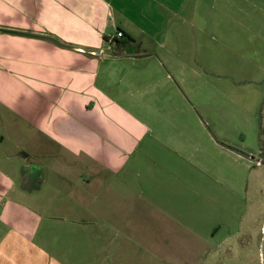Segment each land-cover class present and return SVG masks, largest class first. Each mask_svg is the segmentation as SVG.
I'll return each instance as SVG.
<instances>
[{"label": "crops", "instance_id": "0c3cea01", "mask_svg": "<svg viewBox=\"0 0 264 264\" xmlns=\"http://www.w3.org/2000/svg\"><path fill=\"white\" fill-rule=\"evenodd\" d=\"M263 68L264 0H0V264H260Z\"/></svg>", "mask_w": 264, "mask_h": 264}, {"label": "rangeland", "instance_id": "374dc122", "mask_svg": "<svg viewBox=\"0 0 264 264\" xmlns=\"http://www.w3.org/2000/svg\"><path fill=\"white\" fill-rule=\"evenodd\" d=\"M230 71L232 75L229 76L225 74V77H228L229 79L225 80V82H227V85H225L224 90L228 92V94H230V92L232 93L236 92V96L240 95V96L246 97L245 99L241 100V103L240 102L238 103L240 105V107L238 108L240 114L236 113L235 106L237 105L233 104L234 102L233 99L232 98L229 99V102H228L230 104L229 110L231 112L230 122L233 125V123L243 122L242 119H245V118H247V122L253 121V125L257 126V130H258L257 132L261 134L260 141H258L257 144L262 143V145L264 146V79L261 81V87H260L261 89H260L259 88L260 85L257 82V80L245 83L242 81L241 75L236 74L233 69H230ZM216 82H218L217 79H216ZM235 83H237V85ZM238 85L240 87L235 89L234 86H238ZM258 90L259 92L261 91V95L258 94ZM217 91L218 89L216 90V92ZM225 103H227V101ZM247 140L251 142L249 136ZM246 151L252 152V153L248 152V156H253L256 159L261 157V155L258 153L257 150L256 151L246 150ZM260 161L262 160L260 159ZM263 176H264V173H263ZM47 197L52 198V195H50L49 192H47L43 196V198L45 199ZM103 218L109 220L110 219L109 213L104 212ZM133 220L140 223V216L136 213L133 216ZM263 245H264V240H262L261 242L262 250H263ZM121 246L122 244L119 246V249H121ZM140 247L141 246L138 245L136 246V248L135 246L133 248L134 256L130 260L132 264H143V260L140 257H138L140 254ZM218 247H219V244L217 243V240L212 239V240L205 241V239L202 238L201 235H197L196 239L194 238L193 242L184 241L182 243L176 244L177 249H175V251L179 252L181 256H178V258H175V257L168 258L167 260L173 262V264H259V257H257V259L255 257L253 258L254 254L251 255L250 257L251 259L250 258L239 259L238 257L229 258L230 256H235V254L227 251L228 255L227 254L221 255L224 257L226 256L225 258L224 257L215 258L214 254L218 250ZM124 250H126V248ZM260 264H264V263L261 262Z\"/></svg>", "mask_w": 264, "mask_h": 264}, {"label": "flooded vegetation", "instance_id": "af4514ba", "mask_svg": "<svg viewBox=\"0 0 264 264\" xmlns=\"http://www.w3.org/2000/svg\"><path fill=\"white\" fill-rule=\"evenodd\" d=\"M263 240H264V236H263ZM260 259H261V262L264 263V245H263V250L261 251V258Z\"/></svg>", "mask_w": 264, "mask_h": 264}, {"label": "built area", "instance_id": "2783aa9c", "mask_svg": "<svg viewBox=\"0 0 264 264\" xmlns=\"http://www.w3.org/2000/svg\"><path fill=\"white\" fill-rule=\"evenodd\" d=\"M121 32H117L116 36H121ZM260 256H261V253H260Z\"/></svg>", "mask_w": 264, "mask_h": 264}, {"label": "water", "instance_id": "95a60500", "mask_svg": "<svg viewBox=\"0 0 264 264\" xmlns=\"http://www.w3.org/2000/svg\"><path fill=\"white\" fill-rule=\"evenodd\" d=\"M49 38V37H48Z\"/></svg>", "mask_w": 264, "mask_h": 264}]
</instances>
